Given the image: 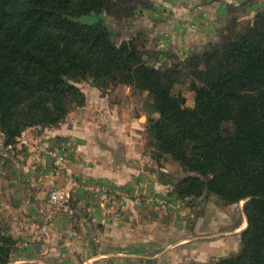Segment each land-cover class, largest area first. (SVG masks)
<instances>
[{
    "label": "crops",
    "instance_id": "obj_1",
    "mask_svg": "<svg viewBox=\"0 0 264 264\" xmlns=\"http://www.w3.org/2000/svg\"><path fill=\"white\" fill-rule=\"evenodd\" d=\"M228 4L237 5L147 0L132 16L115 20V34L119 42L143 37L151 65L168 61V49L182 61L216 39ZM187 21L195 28L183 33L179 25ZM79 85L84 105L58 124L27 127L12 147L0 131V219L17 239L8 264H96L120 256L138 257L141 264H186L187 254L195 255L190 264H212L235 253L247 225L241 203L225 205L216 196L181 199L161 179L159 172L172 181L186 173L168 158L158 161L147 145V119L140 118L158 116L148 92L121 84L102 90L87 80ZM53 148L66 152L64 158L46 153ZM81 181L131 195L106 200L88 194ZM53 189L69 194L59 207L48 201Z\"/></svg>",
    "mask_w": 264,
    "mask_h": 264
},
{
    "label": "trees",
    "instance_id": "obj_2",
    "mask_svg": "<svg viewBox=\"0 0 264 264\" xmlns=\"http://www.w3.org/2000/svg\"><path fill=\"white\" fill-rule=\"evenodd\" d=\"M120 2L0 0L5 143L14 144L27 127L56 125L84 105L79 84L87 78L102 90L109 81L144 89L158 113L146 125L147 145L158 161L168 158L186 173L172 181L159 172L172 192L181 199L216 196L225 205L243 200L240 251L213 264H264V10L245 32L205 44L182 63L169 53L154 66L142 58L137 36L113 41L104 14L130 17L137 4ZM182 66L192 106L172 93ZM16 240L0 222V264H8Z\"/></svg>",
    "mask_w": 264,
    "mask_h": 264
},
{
    "label": "rangeland",
    "instance_id": "obj_3",
    "mask_svg": "<svg viewBox=\"0 0 264 264\" xmlns=\"http://www.w3.org/2000/svg\"><path fill=\"white\" fill-rule=\"evenodd\" d=\"M128 2H131L133 4H134V2H136L137 4L136 3L135 4L138 5L141 8V7H144L146 5L147 0H134V1H131V0L130 1L129 0L125 1L124 0V2H120V4H128ZM233 2L234 3L236 2L237 5H234V8H233V6L231 4H228V8L230 9L229 15L225 16L223 18V23H222L221 27L216 30V32H217L216 33V36H217L216 39L212 40V41H209V42H206L205 44H208V43H221V42H223V41H225V40H227L229 38H232L234 35H236L238 33L245 32L247 30V28H248V25H250L253 22V20L255 18V15L258 12H260L261 10H264V0H233ZM138 6H137V8H138ZM83 19L88 20L89 17L85 16V17H83ZM104 21H105L106 25L108 26V28H109V30L111 32V37H112L113 41L118 43L120 38L115 34V18H113L111 16V14H104ZM185 21H183V22H185ZM179 26H181V28L183 29L181 31L183 33H186L184 31L188 32L189 30H193L195 28V23H193V22L190 23V22L187 21L186 23H182ZM137 37L139 38L138 46L140 47V50L142 52V58L149 64V61L146 60V58H148V54H146V53H148V52H144V50H143V47H144L143 37H140V36H137ZM164 38L168 39L167 36L163 35L162 39L165 41ZM203 46H202V48H203ZM168 51H169V49L167 50V52H163V56L164 57L170 56ZM190 53L188 54V56L190 55ZM188 56H187V58H188ZM176 58L178 59L177 61H179L180 63H182L184 60L187 59L186 58V59L181 61L177 56H176ZM181 70H182V73L180 74L179 82H176L174 84L173 89H172V93L176 94L178 92H181L184 96H186L185 98H186L187 102L191 103L192 100H193V92L190 91L189 87H188L190 76H188V74L186 73V70L184 69V66L181 67ZM86 80H87V83L90 81L93 84L91 79L87 78ZM83 81H81V82H83ZM108 83L110 84V86H114L115 85L114 81H109ZM152 109H153V107H152ZM149 118H152V117L145 118L142 115L141 118H140V121L144 122L145 119H147V123H148ZM224 126L225 127H230V124L226 122ZM33 127L44 128V127H40V126H33ZM70 147H71V144L69 146H67V147H64V148L67 149V148H70ZM71 149H72V147H71ZM240 203H241V206H243V200H241ZM0 222H1V224L3 226H6V227L9 226V225L6 224V222L2 221L1 219H0ZM8 228H10V227H8ZM9 231H10V229H9ZM15 247H16V244H15L14 248L11 250L10 257L12 256L11 254L15 250ZM239 251H240V248H238V250L235 253H232L229 256L235 255ZM143 254L146 255L147 253H143ZM185 257H186L185 258L186 264H190V263H188L189 260H193V257H195V255L194 254H187ZM187 257H190L191 259H188ZM207 259H209V258H207ZM97 262L98 263H96V264H141L140 263L141 261L139 262V258L138 257L137 258L134 257V259H132V260L129 259L128 260L127 257L124 258L122 256L115 257V259L105 258V259H103V261L99 260ZM212 264H213V262H212Z\"/></svg>",
    "mask_w": 264,
    "mask_h": 264
},
{
    "label": "built area",
    "instance_id": "obj_4",
    "mask_svg": "<svg viewBox=\"0 0 264 264\" xmlns=\"http://www.w3.org/2000/svg\"><path fill=\"white\" fill-rule=\"evenodd\" d=\"M16 137V139H18ZM9 147L11 144H8ZM58 148L47 149L46 153L56 160H61L64 158L66 152L59 151ZM68 151V150H67ZM80 186L90 195L97 196L98 194L103 196L106 200H110V198H120L122 196H129L131 193L124 188L121 187H107L104 184L96 181H81L79 182ZM69 194L65 190H56L53 189L49 191L48 201L56 207L63 205V203L67 200ZM139 202L144 201L142 197H135Z\"/></svg>",
    "mask_w": 264,
    "mask_h": 264
},
{
    "label": "water",
    "instance_id": "obj_5",
    "mask_svg": "<svg viewBox=\"0 0 264 264\" xmlns=\"http://www.w3.org/2000/svg\"><path fill=\"white\" fill-rule=\"evenodd\" d=\"M143 118V117H142Z\"/></svg>",
    "mask_w": 264,
    "mask_h": 264
}]
</instances>
